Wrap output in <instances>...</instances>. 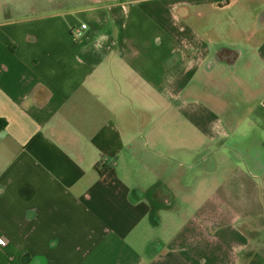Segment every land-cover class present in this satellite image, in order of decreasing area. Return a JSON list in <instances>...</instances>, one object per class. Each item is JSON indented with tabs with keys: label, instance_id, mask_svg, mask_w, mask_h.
Segmentation results:
<instances>
[{
	"label": "crops",
	"instance_id": "crops-1",
	"mask_svg": "<svg viewBox=\"0 0 264 264\" xmlns=\"http://www.w3.org/2000/svg\"><path fill=\"white\" fill-rule=\"evenodd\" d=\"M229 69L264 88V0H0V264H264L262 206L192 205L176 162L182 119L229 135L197 97Z\"/></svg>",
	"mask_w": 264,
	"mask_h": 264
},
{
	"label": "rangeland",
	"instance_id": "rangeland-1",
	"mask_svg": "<svg viewBox=\"0 0 264 264\" xmlns=\"http://www.w3.org/2000/svg\"><path fill=\"white\" fill-rule=\"evenodd\" d=\"M214 41H219L220 34L217 30L212 32ZM263 35V32H262ZM225 38L229 42L241 41L243 37H254L259 41L258 31L253 34L239 31L229 25L225 32ZM247 38V39H248ZM242 60V59H240ZM223 80L224 85L218 86V82L210 83L212 86L209 92V103L204 99L205 93H199L197 97L211 108L210 103H216L218 109H223L224 114L219 112L221 124L228 130L229 135L218 142H212L203 132H200L194 123L182 119L180 122L181 140L180 149L176 155L177 165H180L182 179L188 180L190 192L195 195L192 205L198 206L207 193L219 196L234 211L256 213L259 206H262V222L264 224V200L258 202L256 197L263 198L260 193L259 183L262 170H256V164H264V146L258 144V140L264 139V133L260 132L254 122L238 121L245 117L248 109L245 105L250 104V113H260L258 101L264 103V88L259 86L256 79V91L250 89L254 82L241 78L233 70H227ZM257 74L256 77H258ZM227 83V84H226ZM246 111V113H245ZM235 121H230L231 117ZM228 120V121H227ZM259 174V177L256 176ZM165 217V215L163 214ZM171 223H169V226Z\"/></svg>",
	"mask_w": 264,
	"mask_h": 264
},
{
	"label": "built area",
	"instance_id": "built-area-1",
	"mask_svg": "<svg viewBox=\"0 0 264 264\" xmlns=\"http://www.w3.org/2000/svg\"><path fill=\"white\" fill-rule=\"evenodd\" d=\"M86 27V24L85 23H81L80 24V28H85ZM6 243V239L2 236H0V245H5Z\"/></svg>",
	"mask_w": 264,
	"mask_h": 264
},
{
	"label": "trees",
	"instance_id": "trees-1",
	"mask_svg": "<svg viewBox=\"0 0 264 264\" xmlns=\"http://www.w3.org/2000/svg\"><path fill=\"white\" fill-rule=\"evenodd\" d=\"M94 168L99 172V173H103V170L102 169H100V168H98V165L96 164L95 166H94ZM103 169H104V166L102 167Z\"/></svg>",
	"mask_w": 264,
	"mask_h": 264
}]
</instances>
